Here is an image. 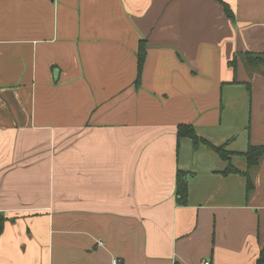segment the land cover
<instances>
[{
  "label": "crops",
  "instance_id": "obj_1",
  "mask_svg": "<svg viewBox=\"0 0 264 264\" xmlns=\"http://www.w3.org/2000/svg\"><path fill=\"white\" fill-rule=\"evenodd\" d=\"M245 52L264 57V0H0V264H256L264 72Z\"/></svg>",
  "mask_w": 264,
  "mask_h": 264
},
{
  "label": "trees",
  "instance_id": "obj_2",
  "mask_svg": "<svg viewBox=\"0 0 264 264\" xmlns=\"http://www.w3.org/2000/svg\"><path fill=\"white\" fill-rule=\"evenodd\" d=\"M224 11L226 15L230 16L229 8L226 4H223ZM145 57V45L144 42H140L138 49V73L140 74L142 63ZM244 62L251 68L264 67V57L260 54L245 52L242 54ZM234 62H232L233 64ZM177 138L188 137L194 146L197 148L199 145H204L214 153H216L221 159L228 162L226 169L222 172L223 174L229 173H239L246 178V188L250 190L252 183L250 180L249 172H240L237 170L230 162L232 153L226 149L225 144L216 145L210 141L200 137L194 130V128L189 124H181L177 126L176 130ZM244 156L247 162V168L255 166L258 164L260 158L264 156V146L263 145H253L249 144L247 150L244 152ZM176 194L177 202L180 204H185L187 201L188 185H187V174L182 171H177L176 174ZM5 218L0 215V231H2L4 226ZM256 264H264V248L260 251V254L256 260Z\"/></svg>",
  "mask_w": 264,
  "mask_h": 264
},
{
  "label": "rangeland",
  "instance_id": "obj_3",
  "mask_svg": "<svg viewBox=\"0 0 264 264\" xmlns=\"http://www.w3.org/2000/svg\"><path fill=\"white\" fill-rule=\"evenodd\" d=\"M257 70H259V71H263L264 72V67H258V68H256ZM115 260V262H113V260H112V262L114 263V264H116V262H117V259H114Z\"/></svg>",
  "mask_w": 264,
  "mask_h": 264
},
{
  "label": "built area",
  "instance_id": "obj_4",
  "mask_svg": "<svg viewBox=\"0 0 264 264\" xmlns=\"http://www.w3.org/2000/svg\"><path fill=\"white\" fill-rule=\"evenodd\" d=\"M113 262H115V260L113 259ZM203 264H209V262L208 261H204V263Z\"/></svg>",
  "mask_w": 264,
  "mask_h": 264
}]
</instances>
